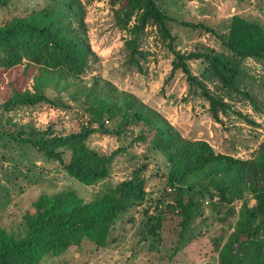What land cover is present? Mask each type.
Listing matches in <instances>:
<instances>
[{"label":"trees","instance_id":"16d2710c","mask_svg":"<svg viewBox=\"0 0 264 264\" xmlns=\"http://www.w3.org/2000/svg\"><path fill=\"white\" fill-rule=\"evenodd\" d=\"M15 1L0 0V6L8 7ZM45 1L41 8L23 16L13 15L0 24V73L22 65L21 72L10 79V93L0 107L8 111L17 105L48 103L66 108L73 106V102L87 112V121L79 130L70 132H60L53 124L25 129L2 113L0 139L7 137L29 145L46 158L58 161L70 176L87 185L107 178L115 157L127 150L123 144L107 154L91 146L90 138L96 134L113 135L122 142L121 136L135 128L138 134L134 140L159 150L169 163L167 171L161 174L167 189L170 187L161 195L159 203L164 204L163 208L154 215H148V209L143 212L147 234L161 238L164 221L168 219L178 222V236L182 237L202 214L203 200L210 199L218 209L240 199L242 203L233 224L236 239L228 237L224 243L226 248L232 246L229 264H264V141L253 158L218 152L205 139L185 137L160 111L100 74L85 80L82 74L94 52L86 7L93 0ZM109 1L116 4L117 27L127 33L124 48L129 68L144 71V62L149 60L151 52L142 48V43L146 28L154 26L164 48L172 53V68L165 85L180 71L189 93L199 94L208 101L215 121L223 122L220 114L232 110L256 123L239 110H233L208 85L210 80L221 88L242 93L258 108L257 98L238 86L241 74L238 66L215 47L178 49L170 24L176 18L157 0ZM179 23L213 34L242 57L264 61V25L257 21L235 14L226 31L202 20ZM194 60L203 65L199 74L192 70ZM30 79L31 89L26 85ZM143 168L109 186L93 200L84 199L72 188L42 193L34 201L33 210L23 216L25 233L16 235L0 227V264H41L45 255L59 256L82 239L91 241L96 249L107 247L116 240L111 237L116 224L131 208L148 198V180L142 174ZM167 194L172 195L173 201L166 205ZM249 195L256 200L254 205H249ZM217 240L214 249L219 251L224 239Z\"/></svg>","mask_w":264,"mask_h":264},{"label":"rangeland","instance_id":"374dc122","mask_svg":"<svg viewBox=\"0 0 264 264\" xmlns=\"http://www.w3.org/2000/svg\"><path fill=\"white\" fill-rule=\"evenodd\" d=\"M45 2L16 0L8 7L0 6V24L13 15L23 16L32 9H39ZM157 2L176 18L170 24L178 49L188 51L215 47L225 59L241 69L238 86L257 98L258 108L242 93L221 88L219 83L210 80L208 85L213 92L224 97L233 110H239L256 123L247 121L232 110L220 114L223 122L215 121L208 109V101L199 94L189 93L185 76L180 71L165 85L172 68V53L164 48L154 26L146 28L142 43V48L151 52L149 60L144 62V71L129 68L124 48L127 33L117 27L114 16L116 4L109 0H93L87 4L86 22L94 52L82 77L89 80L93 75L100 74L160 111L185 137L205 139L218 152L242 159L253 158L264 141V61L242 57L224 46L213 34L193 30L179 21L202 20L226 31L231 17L238 14L264 25V0ZM191 66L196 74L203 68L202 63L196 60L191 61ZM21 70L22 65H18L0 73V104L10 93V79ZM26 85L31 89L32 80ZM71 103L73 106L66 108L53 107L48 103L17 105L8 111L0 107V114L4 113L25 129L53 124L60 132L77 131L87 121V112L79 104ZM106 123L111 125L108 120ZM137 134V129L132 128L121 136L122 142L113 135L96 134L90 138L91 146L107 154L123 144L127 150L115 157L107 178L87 185L70 176L58 161L46 158L29 145L7 137L0 139V227L16 235L25 233L23 216L28 210H33L34 201L42 193L51 194L72 188L84 199L93 200L109 186L133 176L137 169L145 165L142 174L148 180V198L145 203L131 208L116 224L111 233L115 241L105 248L96 249L91 241L82 239L59 256L45 255L41 264H229L232 246L226 248L224 243L228 237L236 239L233 224L242 203L240 199L222 204L218 209L212 206L210 199L203 200L202 214L182 237L178 236V222H168V219L163 223L161 238L147 234L143 212L148 209V215H154L163 208L164 204L159 201L164 190L169 191L170 187L167 189L161 174L167 171L169 163L159 150L134 140ZM164 200L167 205L173 197L167 194ZM255 203L256 200L249 195V205ZM143 235H147V239H143ZM217 238L224 239L220 242L219 251L214 249Z\"/></svg>","mask_w":264,"mask_h":264}]
</instances>
